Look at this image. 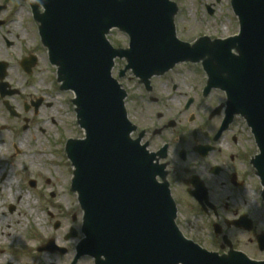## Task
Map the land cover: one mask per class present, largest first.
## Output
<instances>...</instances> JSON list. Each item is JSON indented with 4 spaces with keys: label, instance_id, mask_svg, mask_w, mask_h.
<instances>
[{
    "label": "flooded vegetation",
    "instance_id": "1",
    "mask_svg": "<svg viewBox=\"0 0 264 264\" xmlns=\"http://www.w3.org/2000/svg\"><path fill=\"white\" fill-rule=\"evenodd\" d=\"M174 1L178 6L177 27L178 14L186 2ZM197 1L200 6L196 8L207 18L224 17L236 23L230 0ZM5 5H0V264H99V259L90 254L76 259L77 245L83 236L81 220L76 215L70 216L71 224L60 216L52 225L54 231L46 236L29 221L24 234L26 237L33 233V237H26L31 243L20 242L18 232L9 233L10 239L5 237L6 228L12 226L11 217L19 225L16 218L22 205L21 197H16V192L11 194L13 186L9 181L22 182L33 191L43 186L46 197L54 196V190L48 188L54 173L43 174L40 165L45 163L49 170L53 169L54 151L40 144H54L55 101L64 92L37 29L36 33L30 29L29 32L41 47L23 44L27 25L5 12ZM205 62H178L161 75L152 76L147 85L130 71L119 77L133 82L125 87L119 81L126 92V114L135 126L131 136L140 139L164 172L176 203L175 222L186 239L218 254L237 250L252 259L264 260V249L260 248H264V201L252 164L256 143L242 117L236 115L225 122L227 96L219 87L207 89ZM49 72L43 78L42 74ZM41 81L48 86H41ZM136 90L140 91L138 97L130 98ZM133 110L139 116L134 117ZM70 112L76 123L73 107ZM68 192L72 193L69 188ZM30 193L37 203L25 205L38 211L42 194L38 197ZM47 216L54 217L51 209ZM251 244L263 258L251 256L244 248Z\"/></svg>",
    "mask_w": 264,
    "mask_h": 264
},
{
    "label": "water",
    "instance_id": "2",
    "mask_svg": "<svg viewBox=\"0 0 264 264\" xmlns=\"http://www.w3.org/2000/svg\"><path fill=\"white\" fill-rule=\"evenodd\" d=\"M27 1L62 89L75 93L77 118L86 131L84 139L66 144L74 166L72 189L84 211L81 252L104 255L109 264L136 263L147 259L143 249L148 246L151 264H264L240 252H204L179 235L167 184L156 181L152 157L130 140L125 93L110 77L116 56L126 58L124 70L133 69L146 82L179 60L228 61L225 66L205 62L209 86L228 92L229 117H245L264 161V0H250V9L245 0H233L239 34L213 42L202 37L192 46L176 40L175 6L168 0ZM249 11L260 14L249 16ZM111 27L128 33V49L110 46L104 35ZM223 70L228 79L220 78ZM256 166L264 182V162Z\"/></svg>",
    "mask_w": 264,
    "mask_h": 264
},
{
    "label": "rangeland",
    "instance_id": "3",
    "mask_svg": "<svg viewBox=\"0 0 264 264\" xmlns=\"http://www.w3.org/2000/svg\"><path fill=\"white\" fill-rule=\"evenodd\" d=\"M185 4L183 7V10L178 14V20H177V34L181 39L191 41L193 39H196L201 34H211V35H227L229 33L235 32L237 30V22L235 23L234 20H230L229 18L219 20L214 18H207L204 16L201 12V9L199 8L200 3L197 0H185ZM5 5V12H15V17L20 18L19 21H22V23L27 25V34L23 35V44L27 45H36L37 47L40 46V43L37 42V39L33 37L32 34H30L29 29L34 31L36 30V27L34 25V21L31 18V9L29 7V4L27 2H23L21 0H0V5ZM189 8V11L187 12ZM20 10V12H18ZM190 13V14H189ZM193 15H192V14ZM195 13V15H194ZM13 15V14H12ZM15 29V27H14ZM36 33V32H35ZM107 38L109 39L110 43L114 46L118 47H126L128 44V37L126 34L120 32L117 29L110 30L109 34L107 35ZM43 50V49H42ZM124 60L116 59L115 60V66L113 69V76H117V72L121 67H123ZM46 74L48 76L49 73L42 74L43 78ZM52 76V75H51ZM54 79H55V73H54ZM119 81H122V79H118ZM41 86H48L46 84V81L39 82ZM133 82L131 80H123L122 84L125 85L128 84L129 86ZM135 87H133L134 89ZM140 93L139 90H136L134 92L133 96H130V98L133 99L134 96L138 97V94ZM72 92H62L57 97L56 106H55V112L54 117L56 121V125H54V144H48V142H45L46 140L43 139L44 144H40L41 147L53 149L54 151V168L49 170V167L46 166L44 163H40L42 166L41 172L45 173H54V180L48 185V188L51 190H54V196L52 198L46 197V193L44 191L43 186H39L35 191L27 189V187L22 182H15L13 185L12 190L10 191L11 194H14L15 192H20L21 194V204L18 207V212L20 216L22 217L21 222L19 225L16 224L14 216L11 217L10 224L12 225L11 228H6V234L7 238L10 239L11 236L8 234H14L18 232L19 241L20 242H33L30 239V237H33V233L29 232V234L25 237L24 232V226L26 218L23 217V215L26 214V208L23 193L27 192H33L36 193V195L39 197V194H42L41 200L38 201V204L36 207H38L37 215L40 218L39 226H38V232L43 234L44 236L49 235L51 232L54 231L53 229V223L56 220L60 219V216H65L64 220L71 224L70 222V216H72L73 212L77 210V200L76 195L69 193L68 188L70 184V175H71V167L69 165V161L66 158L65 152H64V142L66 138L73 137V138H80L83 136V131L76 125L73 116L71 115V109L73 107V104L69 103L72 99ZM133 105V102H129ZM132 114L134 117L139 116L138 112L132 111ZM141 120V119H140ZM142 121V120H141ZM12 197H15V195H12ZM33 198V196H32ZM39 200V199H38ZM14 202V201H13ZM17 203V202H16ZM20 204V203H19ZM28 206H32V203L30 202ZM51 209V211L54 213L53 218H49L47 216L48 209ZM42 209V211H41ZM44 209V210H43ZM20 210V211H19ZM18 212H15L14 214H17ZM8 215V214H7ZM73 226L75 224H72ZM252 246V247H251ZM246 245L244 248L249 252H251V256H255L257 258H263L258 253V249L255 245ZM256 251H254V250ZM264 255V254H263Z\"/></svg>",
    "mask_w": 264,
    "mask_h": 264
},
{
    "label": "bare ground",
    "instance_id": "4",
    "mask_svg": "<svg viewBox=\"0 0 264 264\" xmlns=\"http://www.w3.org/2000/svg\"><path fill=\"white\" fill-rule=\"evenodd\" d=\"M18 12H20V10H18ZM14 183H15V181H9V183L8 184H10L11 186H13L14 185ZM20 193L19 192H16L15 193V195H16V197H18L19 196V198L21 197L20 195H19ZM23 198H24V202L28 205L30 202H32V203H34L35 205H36V199L35 198H32V194L30 193V192H25V193H23ZM32 199H34L33 201H32ZM10 200H12V197H10ZM36 209H34V210H31V208H27V214H25V215H23V217L24 218H26L27 220L25 221V226H24V232L26 231V226H27V228H28V225H29V221H31L32 223H33V225H34V227H35V230L38 228V225H39V221H40V218L38 217V215H37V211H35ZM22 217L20 216V215H18L17 216V218H16V220H17V222L20 224V223H22L21 222V219Z\"/></svg>",
    "mask_w": 264,
    "mask_h": 264
}]
</instances>
